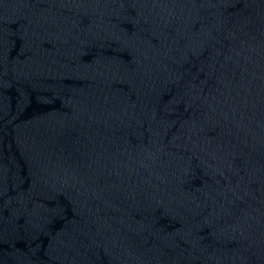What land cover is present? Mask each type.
I'll return each mask as SVG.
<instances>
[{
	"label": "water",
	"instance_id": "water-1",
	"mask_svg": "<svg viewBox=\"0 0 264 264\" xmlns=\"http://www.w3.org/2000/svg\"><path fill=\"white\" fill-rule=\"evenodd\" d=\"M0 264H264V0H0Z\"/></svg>",
	"mask_w": 264,
	"mask_h": 264
}]
</instances>
